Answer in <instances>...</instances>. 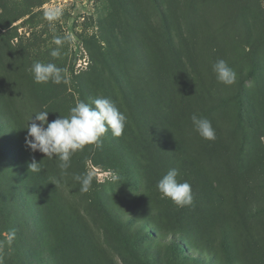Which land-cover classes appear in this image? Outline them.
<instances>
[{
    "label": "rangeland",
    "instance_id": "374dc122",
    "mask_svg": "<svg viewBox=\"0 0 264 264\" xmlns=\"http://www.w3.org/2000/svg\"><path fill=\"white\" fill-rule=\"evenodd\" d=\"M56 35L70 40L53 58ZM217 59L234 84L217 81ZM37 61L66 69L64 81L35 82ZM99 96L126 116L123 134L77 150L66 175L55 156L27 147L31 115L47 110L52 122ZM194 113L214 140L195 131ZM173 168L191 205L157 190ZM87 172L81 192L73 176ZM41 181L66 205H50L60 217L36 234L35 212L14 197L23 191L34 207ZM179 235L183 253L207 264H264V0H0V264H203L174 252Z\"/></svg>",
    "mask_w": 264,
    "mask_h": 264
},
{
    "label": "clouds",
    "instance_id": "9594fccd",
    "mask_svg": "<svg viewBox=\"0 0 264 264\" xmlns=\"http://www.w3.org/2000/svg\"><path fill=\"white\" fill-rule=\"evenodd\" d=\"M60 15L61 12L58 8L48 9L44 12V18L49 22L55 21ZM68 40L70 37L67 35L54 36L52 42L57 47L50 51V56L60 57L61 47ZM30 71L37 83L51 81L54 84H59L65 79L66 69L58 67L54 63L37 61L32 64ZM212 71L219 83L230 86L236 82L237 73L224 59H217L212 65ZM48 112L41 110L31 115L26 127L25 143L34 152L39 151L48 157L55 156L59 161L58 167L61 169L62 175L67 174L71 156L77 150H82L86 145L99 146L101 137L109 130L113 136H121L127 120L115 103L110 98L103 96L95 98L90 104L84 101L77 102L70 109L68 116L57 117L52 122L48 121ZM190 119L200 137L206 140L216 138L210 120L195 113L191 115ZM29 169L34 172L41 171L40 163L33 159L29 164ZM177 176L178 170L170 169L157 182V190L161 193L162 198L171 199L179 207L191 205L193 202L191 185L187 181L179 182ZM73 179L81 185V192H87L93 181V173L74 175ZM52 183L55 184V182Z\"/></svg>",
    "mask_w": 264,
    "mask_h": 264
},
{
    "label": "trees",
    "instance_id": "16d2710c",
    "mask_svg": "<svg viewBox=\"0 0 264 264\" xmlns=\"http://www.w3.org/2000/svg\"><path fill=\"white\" fill-rule=\"evenodd\" d=\"M146 88H149V87L146 86ZM149 97L152 98V96L150 94H149ZM155 104L159 107V109L157 111H155V115H156L155 120L158 124H161L160 123V122H162V121H160V119L162 117L161 108H160L159 103H155ZM166 121H168V119ZM152 131H153V135L151 136V138H153V139L158 138L159 137L158 132L156 131V133H155L154 129ZM164 143H167V142L164 141ZM20 181H22L24 183L25 187L27 186L25 179H23V180L21 179ZM41 183L44 185L43 187H41L39 185L31 186L32 195H34V197L36 198V203H35L34 207H32V204L29 203V199L27 198V196L24 195L23 191L15 192V197H14L15 203L17 205H20L21 209L24 212H26L27 214H29V216H30V213H32V211L35 212L32 214L31 218L33 219V224L36 228V234L46 227L48 229L50 227V225H52V222L60 217L59 213H57V211L55 209H53V208L51 209L50 205L54 204L56 206V208L58 210H60L61 212L64 211V208L66 205L64 203L65 202L64 200L61 201V200H59V198H56L52 194V192L50 190L51 187L46 186L47 184L44 183V181H41ZM52 213H55L56 215L54 216ZM65 213L66 212H64V215H65ZM70 227L75 228V226L73 224H70ZM61 229H63V228H61ZM37 238H38V246L41 247V249L45 248L46 244L43 242V236L39 235ZM184 240L185 239L181 235L176 236V237L174 236L170 240V247L177 254L183 255V257L190 256V257H192V259H194L198 262H201L203 264H207L208 261L205 259H201L198 256H191V254H188V253H183V249L181 247H182V243L184 242ZM23 244L26 247L25 252H24L26 254V256L27 257L32 256V254H33L32 247L33 246L26 239L23 240L22 245ZM34 262H33V264H36Z\"/></svg>",
    "mask_w": 264,
    "mask_h": 264
}]
</instances>
